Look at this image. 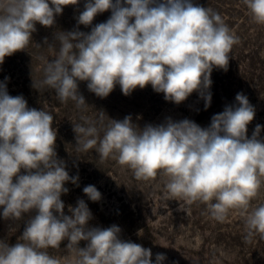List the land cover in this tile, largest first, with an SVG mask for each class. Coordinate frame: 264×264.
I'll list each match as a JSON object with an SVG mask.
<instances>
[{"label":"clouds","instance_id":"clouds-1","mask_svg":"<svg viewBox=\"0 0 264 264\" xmlns=\"http://www.w3.org/2000/svg\"><path fill=\"white\" fill-rule=\"evenodd\" d=\"M79 2L0 0V64L28 46L37 23L54 27L64 7ZM243 3L253 21L264 24V0ZM106 11L111 15L105 22L90 32L79 30ZM76 20L74 30L54 33L59 47L48 45L55 58L45 60L39 84L53 90L61 103L74 101L78 109L88 106L78 91L81 81L99 98L117 85L125 96L151 85L166 101L179 105L196 92L207 109L212 71L227 70L239 40L218 12L194 0H84ZM44 42L48 44L47 38ZM8 80L0 82V215L5 220H19L32 210L36 215L16 244L0 240V264H61L47 250L59 248L65 239L74 254L68 264H164L165 254L156 253L153 261L151 249L121 239L119 226L90 227L93 215L85 200L69 205L70 215L64 213L61 196L69 191L64 185L78 187L79 176H70L57 156L53 115L30 108L23 95L11 96ZM99 112L97 120L82 115L83 123L73 125L77 151L98 144L101 158L113 156L138 180L155 178L159 172L167 177L165 187L172 197L187 204L205 203L210 216L220 222L230 210H239L244 239L264 238V204L251 207L264 182V126L257 124L248 137L255 108L243 92L214 114L207 127L166 117L141 128L131 115L122 120L107 116L105 125V113ZM83 193L93 202L102 198L94 185L85 186ZM80 241L86 246L80 247Z\"/></svg>","mask_w":264,"mask_h":264},{"label":"rangeland","instance_id":"rangeland-1","mask_svg":"<svg viewBox=\"0 0 264 264\" xmlns=\"http://www.w3.org/2000/svg\"><path fill=\"white\" fill-rule=\"evenodd\" d=\"M194 2L218 12L239 38L229 54L227 70L219 73L214 68L212 71L210 91L215 88L219 95L212 98L207 109L196 92L179 105L166 101L164 94L156 93L151 85L137 88L128 96L117 85L106 98H99L88 90L86 81L78 82V91L88 106L78 109L74 101L61 103L53 90L41 87L39 82L44 79L45 60L55 58L48 45L56 43L58 49L54 33L77 27L76 17L84 10V0L64 7L63 13L56 17L54 27L37 23L28 46L5 57L0 64V82L8 77L6 86L11 96L23 95L30 108H43L54 117L57 156L65 162L70 176H79L78 187L71 182L64 185L69 189L61 196L66 215H70L69 205L75 207L77 200L83 199L93 215L90 227L107 228L115 224L122 230L121 239L151 249L153 261L156 253L165 254L164 264H264V238L255 235L250 241L244 239V218L239 210H230L223 222L217 221L210 216L205 203L187 204L179 197H172L165 187L167 177L159 172L155 178L138 180L130 168L120 165L113 156L101 158L96 150L98 144L87 151L76 148L73 125L83 123L82 115L97 120L99 111H103L105 125L109 123L108 117L122 120L131 115L133 122L141 128L148 123H162L166 117L173 120L186 118L207 127L214 114L222 112L225 105L235 103L238 92H243L255 108V117L248 125V137L257 124L264 126V24L253 21L243 0ZM110 15V11L98 14L91 26L79 25V30L90 32L91 27L105 22ZM45 38L48 44H45ZM99 135L102 137L103 131ZM260 135L264 137V129ZM21 174H25L23 169ZM261 179L264 181V177ZM87 185H94L102 194L100 201L93 202L83 193ZM259 204H264V182L257 197L251 201V207ZM2 211L0 207V214ZM35 215V210L23 214L19 220H5L0 215V240L9 245L16 244L27 222ZM68 243L65 239L59 248L47 251L60 259L61 264H68L74 259V254L67 250ZM86 244V241H80L79 246Z\"/></svg>","mask_w":264,"mask_h":264},{"label":"trees","instance_id":"trees-1","mask_svg":"<svg viewBox=\"0 0 264 264\" xmlns=\"http://www.w3.org/2000/svg\"><path fill=\"white\" fill-rule=\"evenodd\" d=\"M217 72L224 73L225 69L217 68ZM263 74H264V68H263ZM211 93H212V98L213 97L215 98L217 95H219V91L217 89H215V88H214V90Z\"/></svg>","mask_w":264,"mask_h":264}]
</instances>
